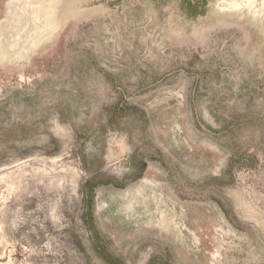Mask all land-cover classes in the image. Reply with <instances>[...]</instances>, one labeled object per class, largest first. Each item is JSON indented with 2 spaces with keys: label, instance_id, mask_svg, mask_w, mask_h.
Masks as SVG:
<instances>
[{
  "label": "rangeland",
  "instance_id": "rangeland-1",
  "mask_svg": "<svg viewBox=\"0 0 264 264\" xmlns=\"http://www.w3.org/2000/svg\"><path fill=\"white\" fill-rule=\"evenodd\" d=\"M230 2L0 0V264H264V2Z\"/></svg>",
  "mask_w": 264,
  "mask_h": 264
},
{
  "label": "bare ground",
  "instance_id": "bare-ground-1",
  "mask_svg": "<svg viewBox=\"0 0 264 264\" xmlns=\"http://www.w3.org/2000/svg\"><path fill=\"white\" fill-rule=\"evenodd\" d=\"M240 1H242V2H240ZM256 0H232V3L230 2L229 4H231V6H233L234 7V10L235 9H238L239 10V8L241 9V4L243 3H247V4H249L250 6H253V4H254V2H255ZM263 2H264V0H262ZM263 4V3H262ZM222 5V4H221ZM227 5V4H226ZM246 5V4H245ZM244 5V6H245ZM256 5V4H255ZM247 6V5H246ZM264 6V5H263ZM232 8V7H231ZM247 8V7H246ZM252 8V7H251ZM226 9V8H225ZM243 9V8H242ZM241 9V10H242ZM257 9V8H256ZM50 10H53L52 8H50ZM233 10V9H232ZM225 11V10H224ZM51 12H53V11H51ZM55 12V11H54ZM242 12V11H241ZM252 12V11H251ZM255 13V12H254ZM53 14V13H52ZM264 14V13H263ZM253 15V14H252ZM253 18H254V16H252ZM259 18V17H258ZM261 18V17H260ZM257 19V18H256ZM50 23H51V21H49ZM53 24V23H52ZM52 24H50V26L52 25ZM47 28V27H46ZM51 29V28H50ZM48 30V29H47ZM2 31V30H1ZM49 31V30H48ZM44 32H46L45 30H44ZM43 32V33H44ZM2 35V34H1ZM3 36V35H2ZM39 37V36H38ZM33 39V38H32ZM35 39V38H34ZM34 39L32 40L33 42H34ZM31 41V40H30ZM1 45V44H0ZM29 45H30V43H29ZM0 48H1V46H0ZM1 53V52H0ZM2 53H3V50H2ZM1 55V54H0ZM4 55H5V53H4Z\"/></svg>",
  "mask_w": 264,
  "mask_h": 264
}]
</instances>
